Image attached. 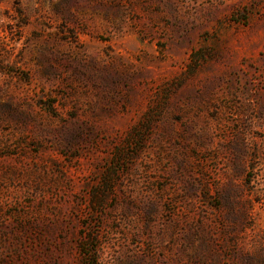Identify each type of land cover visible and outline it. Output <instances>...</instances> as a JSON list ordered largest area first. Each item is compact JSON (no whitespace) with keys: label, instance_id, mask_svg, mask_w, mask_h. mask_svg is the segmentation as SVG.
Instances as JSON below:
<instances>
[{"label":"rangeland","instance_id":"374dc122","mask_svg":"<svg viewBox=\"0 0 264 264\" xmlns=\"http://www.w3.org/2000/svg\"><path fill=\"white\" fill-rule=\"evenodd\" d=\"M0 264H264V0H0Z\"/></svg>","mask_w":264,"mask_h":264},{"label":"trees","instance_id":"16d2710c","mask_svg":"<svg viewBox=\"0 0 264 264\" xmlns=\"http://www.w3.org/2000/svg\"><path fill=\"white\" fill-rule=\"evenodd\" d=\"M86 246H87V245H86V244H84V245H82V247H81V248L85 249V248H86Z\"/></svg>","mask_w":264,"mask_h":264}]
</instances>
